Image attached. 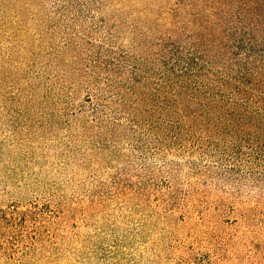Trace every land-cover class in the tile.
Returning <instances> with one entry per match:
<instances>
[{"label": "rangeland", "instance_id": "374dc122", "mask_svg": "<svg viewBox=\"0 0 264 264\" xmlns=\"http://www.w3.org/2000/svg\"><path fill=\"white\" fill-rule=\"evenodd\" d=\"M0 264H264V0H0Z\"/></svg>", "mask_w": 264, "mask_h": 264}]
</instances>
